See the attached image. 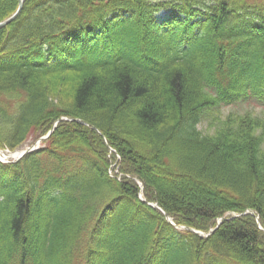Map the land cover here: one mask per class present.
Masks as SVG:
<instances>
[{
  "label": "trees",
  "instance_id": "obj_1",
  "mask_svg": "<svg viewBox=\"0 0 264 264\" xmlns=\"http://www.w3.org/2000/svg\"><path fill=\"white\" fill-rule=\"evenodd\" d=\"M247 100L264 0H24L0 28V148L90 126L0 161V264H264V117L198 128Z\"/></svg>",
  "mask_w": 264,
  "mask_h": 264
},
{
  "label": "rangeland",
  "instance_id": "obj_2",
  "mask_svg": "<svg viewBox=\"0 0 264 264\" xmlns=\"http://www.w3.org/2000/svg\"><path fill=\"white\" fill-rule=\"evenodd\" d=\"M247 110L252 111L251 113L264 117V106L257 104L254 100H247L245 102L236 103L232 105H224L219 110L213 109V111H209L206 116L203 117L202 121L199 123L198 128L203 133H213L216 127V124H220V120L224 118L228 113H243ZM40 143L27 141L24 143L22 147H20L21 151H24L27 148H38ZM4 158V157H3ZM16 158H7L5 161L12 162Z\"/></svg>",
  "mask_w": 264,
  "mask_h": 264
},
{
  "label": "water",
  "instance_id": "obj_3",
  "mask_svg": "<svg viewBox=\"0 0 264 264\" xmlns=\"http://www.w3.org/2000/svg\"><path fill=\"white\" fill-rule=\"evenodd\" d=\"M22 4H23V0H19L18 9H17V10L11 15V16H9L8 18H6V19L0 21V28H2V27H4V26H6L7 24H9V23H10V22L16 17V15L18 14V12H19V10H20ZM63 120H67V118L61 117L58 121H63ZM70 120H74V121H77V122H81V123H83V124H85V125H89L87 122H85V121H83V120H81V119H70ZM52 130H53V128H52ZM52 130H50V132H51ZM50 132H49L46 136L42 137V139L45 138V137H47V136L50 134ZM30 151H32V148H27V149H25L24 151L18 152L19 154H18L17 159H20L24 154H26L27 152H30ZM149 204H150L152 207L159 208V206H158L156 203H149ZM251 212H252V211H251ZM164 215H165L166 219H167L171 224L174 225V223L172 222V219L170 218V216H169L168 214H166V213H164ZM218 224H219V222H218ZM180 227H182V228H184V229H188V230H190V231H192V232H194V233H196L197 235H200V236H205V235H207V234L202 233L201 231H198V230H195V229H192V228L183 227V226H180ZM213 231H214V229H211L209 233H211V232H213Z\"/></svg>",
  "mask_w": 264,
  "mask_h": 264
},
{
  "label": "bare ground",
  "instance_id": "obj_4",
  "mask_svg": "<svg viewBox=\"0 0 264 264\" xmlns=\"http://www.w3.org/2000/svg\"><path fill=\"white\" fill-rule=\"evenodd\" d=\"M12 155V154H11ZM14 156L16 155V153L15 154H13Z\"/></svg>",
  "mask_w": 264,
  "mask_h": 264
}]
</instances>
